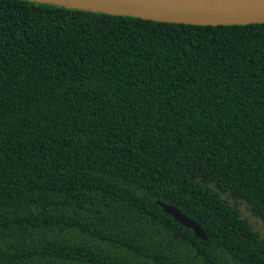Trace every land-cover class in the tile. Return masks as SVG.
Wrapping results in <instances>:
<instances>
[{
  "label": "trees",
  "instance_id": "1",
  "mask_svg": "<svg viewBox=\"0 0 264 264\" xmlns=\"http://www.w3.org/2000/svg\"><path fill=\"white\" fill-rule=\"evenodd\" d=\"M223 193L264 221V22L0 0V264H264Z\"/></svg>",
  "mask_w": 264,
  "mask_h": 264
},
{
  "label": "water",
  "instance_id": "2",
  "mask_svg": "<svg viewBox=\"0 0 264 264\" xmlns=\"http://www.w3.org/2000/svg\"><path fill=\"white\" fill-rule=\"evenodd\" d=\"M66 7L131 15L146 19L199 24L232 25L264 22V0H35ZM165 213L205 240L202 227L175 206L157 201Z\"/></svg>",
  "mask_w": 264,
  "mask_h": 264
},
{
  "label": "rangeland",
  "instance_id": "3",
  "mask_svg": "<svg viewBox=\"0 0 264 264\" xmlns=\"http://www.w3.org/2000/svg\"><path fill=\"white\" fill-rule=\"evenodd\" d=\"M221 197L227 199L231 205L235 204L241 216L245 217L252 229L258 232L259 236L264 239V221L262 219L252 213L242 200H235L226 193L221 194Z\"/></svg>",
  "mask_w": 264,
  "mask_h": 264
}]
</instances>
